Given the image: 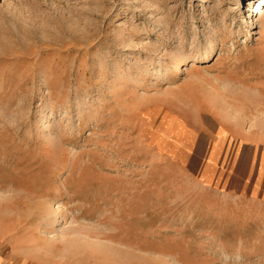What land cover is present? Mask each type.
<instances>
[{"label":"rangeland","instance_id":"374dc122","mask_svg":"<svg viewBox=\"0 0 264 264\" xmlns=\"http://www.w3.org/2000/svg\"><path fill=\"white\" fill-rule=\"evenodd\" d=\"M262 2L0 0V264H264Z\"/></svg>","mask_w":264,"mask_h":264},{"label":"crops","instance_id":"0c3cea01","mask_svg":"<svg viewBox=\"0 0 264 264\" xmlns=\"http://www.w3.org/2000/svg\"><path fill=\"white\" fill-rule=\"evenodd\" d=\"M217 131V130H216ZM237 132L231 130L227 125L220 124L218 126L217 136L219 138V143L222 144V141L229 140L231 137H238V141L242 142L243 145L240 146V149L236 155V169L235 172L230 174V179L228 181V184L230 186H235L238 188H246L247 184L246 181L248 177L251 176V172L254 170L256 173L260 169V163L264 160V149L263 144L259 140L258 137H253L252 135L243 134L241 136H237ZM258 145H261L258 148ZM257 157L258 160V167H253L252 165L255 163V158ZM263 166V165H262ZM207 178L206 181L209 184L210 181L214 182L217 180L219 175L221 174V169L217 171V175L214 176V179H212L210 175V170H206L202 172ZM227 171H224V174L226 175ZM212 179V180H211ZM223 182V181H221ZM258 184L252 183L251 185V191L257 190Z\"/></svg>","mask_w":264,"mask_h":264},{"label":"bare ground","instance_id":"6f19581e","mask_svg":"<svg viewBox=\"0 0 264 264\" xmlns=\"http://www.w3.org/2000/svg\"><path fill=\"white\" fill-rule=\"evenodd\" d=\"M253 13H255L258 17L255 19V22H257L259 19L264 18V2H262L260 5L256 6L253 10ZM253 15L251 16L250 23L254 21Z\"/></svg>","mask_w":264,"mask_h":264}]
</instances>
